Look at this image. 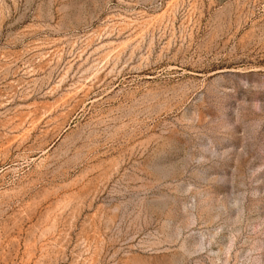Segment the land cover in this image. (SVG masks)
I'll use <instances>...</instances> for the list:
<instances>
[{"label": "rangeland", "instance_id": "1", "mask_svg": "<svg viewBox=\"0 0 264 264\" xmlns=\"http://www.w3.org/2000/svg\"><path fill=\"white\" fill-rule=\"evenodd\" d=\"M0 264H264V0H0Z\"/></svg>", "mask_w": 264, "mask_h": 264}]
</instances>
